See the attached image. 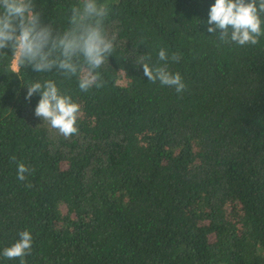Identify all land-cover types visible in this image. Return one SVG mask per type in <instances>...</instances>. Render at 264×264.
Instances as JSON below:
<instances>
[{
	"label": "trees",
	"instance_id": "1",
	"mask_svg": "<svg viewBox=\"0 0 264 264\" xmlns=\"http://www.w3.org/2000/svg\"><path fill=\"white\" fill-rule=\"evenodd\" d=\"M36 2L65 29L78 0ZM214 2L108 0L115 48L88 92L0 56V264H20L2 251L24 230L25 264H264V35L222 43L206 29ZM147 54L182 94L148 81ZM45 79L80 105L78 134L34 115L26 84Z\"/></svg>",
	"mask_w": 264,
	"mask_h": 264
},
{
	"label": "clouds",
	"instance_id": "2",
	"mask_svg": "<svg viewBox=\"0 0 264 264\" xmlns=\"http://www.w3.org/2000/svg\"><path fill=\"white\" fill-rule=\"evenodd\" d=\"M44 10L36 0H0V56H12L13 72L31 66L35 73L56 71L65 79L76 77L83 92L104 86L99 71L115 48L116 37L106 27L110 13L108 0H78L70 9L68 26L61 29L51 21H42ZM208 33L217 34L222 43L234 42L240 46L256 45L264 35V0H215L208 10L206 21ZM160 61L169 59L162 48L158 53ZM151 54L140 56L135 64L143 67L148 81L172 87L183 93L186 84L179 72L173 73L168 64L150 66ZM176 62L179 55L173 53ZM26 100L39 93L34 115L48 122L65 138L78 134L77 121L81 107L72 97L62 91L52 79L34 80L26 84ZM15 156L12 160H15ZM34 171L24 163L17 165V179L25 181V173ZM31 187V184H26ZM32 251V236L29 231L19 233V239L2 251L7 259H19Z\"/></svg>",
	"mask_w": 264,
	"mask_h": 264
}]
</instances>
